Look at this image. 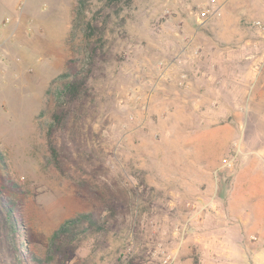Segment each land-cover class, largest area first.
<instances>
[{"label": "rangeland", "instance_id": "rangeland-1", "mask_svg": "<svg viewBox=\"0 0 264 264\" xmlns=\"http://www.w3.org/2000/svg\"><path fill=\"white\" fill-rule=\"evenodd\" d=\"M243 1L252 0H236L231 15L254 31L253 21L264 19L241 14ZM101 3L90 0L86 14ZM124 3L123 25L117 17L108 25L115 56L95 83L93 99L77 106L56 165L47 146L51 102L45 91L73 57L67 38L76 1L0 0V185L13 183L8 193L27 248L44 255L53 230L78 213H116L114 228L83 240L65 264H163L162 250L175 264L182 227L200 224L198 202L183 198L164 171L176 166L183 132L202 123L192 104L181 103L191 98L180 89L183 53L190 56L186 61L196 58L193 30L215 34L211 22L223 16L221 6L217 0ZM206 7L217 13L202 15ZM232 122L223 158L234 141L240 147L234 167L220 169L224 178L246 146L240 121Z\"/></svg>", "mask_w": 264, "mask_h": 264}, {"label": "crops", "instance_id": "crops-1", "mask_svg": "<svg viewBox=\"0 0 264 264\" xmlns=\"http://www.w3.org/2000/svg\"><path fill=\"white\" fill-rule=\"evenodd\" d=\"M217 1L223 16L211 22L215 34L194 29L198 55L186 61L183 53L180 66L182 96L191 94L181 103L192 104L202 123L183 132L176 166L164 175L198 202L200 224L182 227L175 264H264V39L231 15L236 0ZM244 3L241 14L264 19V0ZM237 120L246 146L224 178L221 161Z\"/></svg>", "mask_w": 264, "mask_h": 264}, {"label": "trees", "instance_id": "trees-1", "mask_svg": "<svg viewBox=\"0 0 264 264\" xmlns=\"http://www.w3.org/2000/svg\"><path fill=\"white\" fill-rule=\"evenodd\" d=\"M75 1L67 38L73 57L45 91L51 102L45 130L47 146L50 161L56 165L62 163L61 156L66 152L68 130L78 118L77 106L93 99L95 83L104 76L106 65L115 56L107 36L108 25L113 17L119 18V25L125 21L120 16L126 6L124 0H100L102 3L89 15L86 10L90 0ZM0 165L5 169L1 153ZM6 181L0 185V264H65L83 240L114 228V209L104 218H96L91 212L78 213L53 230L44 255H37L27 248L23 239L24 229L16 213V203L8 193L13 183Z\"/></svg>", "mask_w": 264, "mask_h": 264}, {"label": "built area", "instance_id": "built-area-1", "mask_svg": "<svg viewBox=\"0 0 264 264\" xmlns=\"http://www.w3.org/2000/svg\"><path fill=\"white\" fill-rule=\"evenodd\" d=\"M215 14L217 13L216 8L214 7H206L202 11V15H209V14ZM254 26L258 29L259 33L261 34L262 38L264 39V21L260 20H254L253 21ZM240 147V140H236L233 142V151L230 153L228 157L223 158L221 168H226V169H232L235 165V162L237 160L238 156V149ZM249 239L251 240H256L257 237L256 235H250ZM162 254V260L161 262L163 264H171L172 263V258L170 257L169 254H165L164 251H160ZM158 254V252H155Z\"/></svg>", "mask_w": 264, "mask_h": 264}]
</instances>
